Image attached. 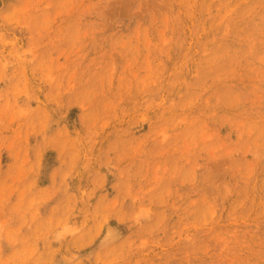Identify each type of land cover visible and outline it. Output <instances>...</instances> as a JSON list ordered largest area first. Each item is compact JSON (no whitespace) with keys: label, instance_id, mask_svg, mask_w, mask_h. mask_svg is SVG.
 <instances>
[{"label":"rangeland","instance_id":"rangeland-1","mask_svg":"<svg viewBox=\"0 0 264 264\" xmlns=\"http://www.w3.org/2000/svg\"><path fill=\"white\" fill-rule=\"evenodd\" d=\"M0 264H264V0H0Z\"/></svg>","mask_w":264,"mask_h":264}]
</instances>
